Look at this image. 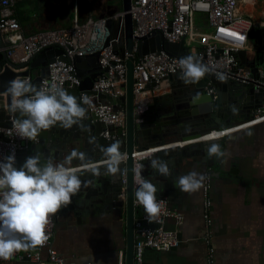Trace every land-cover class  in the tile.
<instances>
[{
	"label": "water",
	"instance_id": "1",
	"mask_svg": "<svg viewBox=\"0 0 264 264\" xmlns=\"http://www.w3.org/2000/svg\"><path fill=\"white\" fill-rule=\"evenodd\" d=\"M120 5L109 6L108 13L101 18L110 17L109 27L113 35L118 34L121 29L124 31L125 46L121 50L129 53L130 58L126 62L127 81L123 86L125 88V96L122 98H113L106 94H96L100 102H107L115 108L121 106L126 112V134L119 135L114 140H107L103 134L106 131L110 135L115 134L112 128H106L96 117L95 114L87 112V117L82 121V127L73 126L71 129H64L59 125L42 131L35 139L28 142L27 147L19 151L17 161L23 163L24 158L34 155L37 152L43 153L45 156H51L56 162L63 159L73 149L85 152L88 157L101 166L102 175L93 177L85 168L79 166L78 174L82 180H93L95 187L83 188L72 197L71 203L61 207L56 213V217L62 213L75 214L76 222H80L81 209L88 210L89 214L94 212L98 203L92 202L88 204L92 197L98 195L100 205L109 214H113L117 226L120 229V239L126 242V263L135 264V246L139 239L137 225V215L135 206L134 191L137 185L134 182L132 168L135 163H143L145 171L143 175L153 181L158 188L157 198H168L172 201V196L177 178L184 169L185 163L188 167H192V171H198L201 174L205 169H213L214 180H232V177H225L223 174L228 172L227 168L222 165L221 170L217 172L214 169L215 160L208 158L207 148L211 143H218L222 148L224 139L230 138L232 134L246 127L253 119L255 110L263 106L258 101L260 96L264 95V89L257 87L254 83L243 84L226 78L220 80L214 74H208L196 84H186L182 78V74L170 75L168 81L174 90L170 94L167 102L162 104V112H159L158 118L151 119L148 111L140 114L136 121L135 115V95H134V69L135 59L132 56L134 52L133 39V20L132 6L133 0H117ZM124 14V16H120ZM0 21V127H10L17 118V114L10 111L9 106L11 98L6 94L9 82L17 77L32 75L30 70L22 71L23 68L30 65L31 69H38L39 74L32 76L33 84L38 85L44 77L50 74L49 65L58 61L68 62L64 56V51L58 47H49L40 54L33 56L28 63L19 64L9 57L7 47L10 45L5 40ZM113 26L116 29L113 30ZM250 42L253 44L255 58L250 64V68L255 75L260 74V70L264 67V28L260 31L254 27L250 33ZM165 51L170 56L180 59L186 55H197L185 49L184 44H170L165 42L161 34H155L151 38L145 40L139 47L138 57H144L156 52ZM247 51H242L239 56L244 57ZM100 54L96 53L83 58H76L73 66L81 84L66 88L71 94L78 98L82 93L91 94L92 88L101 74L99 65ZM245 61V59H243ZM214 90L215 93H210ZM202 94V100L193 104L191 98L197 93ZM94 94V93H92ZM234 95V96H233ZM235 109L236 111H233ZM237 119V120H236ZM263 123V122H261ZM260 124V123H257ZM251 124V126L257 125ZM241 127V128H240ZM214 131H228L229 135L219 137L215 140L205 139ZM166 134L182 136L183 141L170 144H162L159 142ZM95 137L96 143H90V138ZM0 138L7 139L3 133ZM209 138V137H208ZM39 140V141H37ZM121 142V151L127 153L128 159L121 165V171L115 175L106 174L105 169L101 165L103 154L100 148L107 147L114 141ZM204 147L203 149L200 147ZM156 147V148H154ZM198 148L196 152L191 149ZM154 150V153L136 162L135 154L144 151ZM194 161H188L194 158ZM152 158H159L169 163L171 175L164 177L149 167ZM83 168V169H80ZM177 169H180L177 171ZM126 170L127 183L125 186V196L121 197L123 185L122 171ZM164 177V178H163ZM165 178H168L167 180ZM163 182L164 184H159ZM78 199H84L81 203ZM171 203V202H170ZM68 212V213H67ZM111 212V213H110ZM126 224L127 237L122 232L121 224ZM138 232V233H137ZM125 250V249H124ZM120 252H116L115 258L120 264Z\"/></svg>",
	"mask_w": 264,
	"mask_h": 264
},
{
	"label": "built area",
	"instance_id": "2",
	"mask_svg": "<svg viewBox=\"0 0 264 264\" xmlns=\"http://www.w3.org/2000/svg\"><path fill=\"white\" fill-rule=\"evenodd\" d=\"M22 0H0V21L3 23L5 40L10 43L7 47L8 55L19 64L28 63L29 60L49 47H58L64 51L68 62L56 61L49 65L50 74L44 77L37 86L57 84L63 88L80 85L73 66V61L85 58L96 53L100 54L99 65L101 74L95 81L92 93L87 94L91 100L85 105L88 111L95 114L106 127L115 130L114 135L106 131L103 136L107 140H114L119 135L126 134V112L121 106L115 108L111 104L99 103L96 94H106L113 98L125 96L123 87L127 81L126 62L129 53L121 50L125 46V38L113 35L109 27L110 17H89L82 22L80 19V0L74 1V17L70 28L49 29L34 32L25 36L23 26L16 16L14 8ZM93 4L94 0H86ZM242 0H133L132 20L135 59L134 69V95L136 121L138 116L148 110L150 98L160 90L161 83L170 75L182 74L178 63L179 59L161 51L138 57L140 45L155 34H161L165 42L170 44H184L212 69V73H221L226 78L243 84L254 83L264 89V67L259 75L243 65L239 54L247 49L250 43V32L253 21L238 13ZM197 15H204V22L197 20ZM120 16H124L121 14ZM106 30V31H105ZM195 45V47L193 46ZM198 47V48H197ZM190 50V51H191ZM192 52V51H191ZM20 78L33 82L32 75ZM210 93H215L211 90ZM254 119L245 126L264 122V103L253 113ZM241 128V127H240ZM244 128V127H242ZM222 133L219 137L230 134L228 131H214ZM7 139L0 138V159L14 151L18 159L19 151L27 147L29 139L21 138L14 126L0 127ZM210 134V135H211ZM219 137L215 138L218 139ZM213 139V140H215ZM212 140V139H209ZM36 141V140H35ZM25 143V147H24ZM154 153V150L135 154L136 162L145 159ZM79 169V168H78ZM83 169V168H80ZM121 184L123 190L121 197L125 196L127 183L126 170H123ZM212 177L207 175L203 189L205 230L204 240L208 247L207 264H215V250L213 243V202ZM165 204L158 218H149L143 207L135 201L136 208L143 212V223L140 224L139 239L135 246V264H146V252L149 249H173L180 245V238L176 232L166 229L165 223L169 219L182 222L184 217L175 210L168 198H162ZM56 227V214L51 218L48 227V241L34 251L17 252L10 260H0L6 264L14 259L32 260L38 264H75L66 260L53 247ZM44 255H46L44 257ZM121 264H125L126 256L122 253ZM92 264V263H89Z\"/></svg>",
	"mask_w": 264,
	"mask_h": 264
},
{
	"label": "crops",
	"instance_id": "3",
	"mask_svg": "<svg viewBox=\"0 0 264 264\" xmlns=\"http://www.w3.org/2000/svg\"><path fill=\"white\" fill-rule=\"evenodd\" d=\"M94 1L93 4H88L86 0H80L82 22L89 17L99 18L107 14L109 6L120 5V1L117 0ZM14 10L16 16L20 18L25 36L43 30L70 28L74 17L73 0H22ZM238 13L250 18L253 21V28L255 27L257 31L264 28V0H242ZM115 29L116 26H113V30ZM116 35L123 37L124 31L121 29ZM184 46L186 50H191L188 44ZM191 51L195 54V50ZM244 51L247 53L243 58L240 56L239 58L244 66L251 69L250 64L256 55L253 44L250 42ZM27 70L31 71L32 76L39 74V70L31 69L30 65L22 71ZM168 78L161 83L158 93L150 98L147 111L151 119L158 118L159 112L163 109L162 104L167 102L174 90ZM258 101L263 103L264 95L260 96ZM232 135L222 143L227 155L212 159L216 164L214 169L219 172L224 165L228 172L223 175L232 177L234 181L214 180L213 169H205L202 173L206 177L207 175L212 177L214 219L212 247L215 250V264H264V122L241 128ZM180 141H183L182 136L171 134H166L159 140L165 145ZM197 150L196 147L191 149V152ZM196 158H189L188 161H194ZM73 166H77L76 161H73ZM190 171L192 167L185 163L179 177ZM203 189L204 187L195 193H184L177 185L175 186L171 206L182 214L184 219L182 222L169 219L165 226L167 230L178 234L180 245L173 249L147 250L146 264H207ZM83 200L77 201L81 203ZM92 202L98 203V206L92 214L81 209L79 223L76 222L73 213L71 216L68 212L62 213L56 217L53 247L62 257L75 264H119L117 257L115 258L117 250L121 251L120 258L122 253L127 257V251L126 242L120 239L118 222L116 224L113 214L103 210L98 195L92 197L88 204ZM136 213H139L136 215L137 225L140 227L139 225L143 223V212L136 208ZM123 221L122 232L127 237L125 216ZM6 264L38 263L29 259L23 261L14 259Z\"/></svg>",
	"mask_w": 264,
	"mask_h": 264
},
{
	"label": "clouds",
	"instance_id": "4",
	"mask_svg": "<svg viewBox=\"0 0 264 264\" xmlns=\"http://www.w3.org/2000/svg\"><path fill=\"white\" fill-rule=\"evenodd\" d=\"M178 63L186 84H196L212 73V69L193 55L181 57ZM215 75L222 81L226 79L221 73ZM6 94L11 98L10 111L17 114L14 126L21 138L29 140H35L42 131L57 125L64 129L82 127L88 112L85 105L91 104L87 94L82 93L78 98L60 85L37 86L20 77L9 82ZM202 98L197 92L191 102L196 104ZM89 142L96 143L95 137ZM121 147L117 140L100 148L103 154L101 165L106 174L119 173L121 165L128 159ZM207 154L209 158L227 155L218 143H211ZM73 161H79V166L87 169L93 177L102 175L101 166L85 152L76 149L59 162L40 152L26 156L23 163L17 161L14 151L0 159V260L7 261L17 252L43 246L49 239L51 218L61 207L70 204L82 187H95L93 180L81 179ZM149 167L161 176L171 175L169 163L159 158H152ZM144 171L145 165L140 162L132 168L137 185L134 196L149 218H158L165 201L157 198L158 188L143 175ZM206 179L200 172L190 171L180 176L176 185L181 192L195 193L204 187Z\"/></svg>",
	"mask_w": 264,
	"mask_h": 264
},
{
	"label": "bare ground",
	"instance_id": "5",
	"mask_svg": "<svg viewBox=\"0 0 264 264\" xmlns=\"http://www.w3.org/2000/svg\"><path fill=\"white\" fill-rule=\"evenodd\" d=\"M220 135H222V133H218V132H215L214 134H211V135H209L207 138H205V139H215V138H217V137H219ZM146 159V158H145ZM141 160V159H140ZM139 161V160H138Z\"/></svg>",
	"mask_w": 264,
	"mask_h": 264
},
{
	"label": "rangeland",
	"instance_id": "6",
	"mask_svg": "<svg viewBox=\"0 0 264 264\" xmlns=\"http://www.w3.org/2000/svg\"><path fill=\"white\" fill-rule=\"evenodd\" d=\"M74 1L75 0H73V4H74ZM72 15H73V13H72ZM98 17H96V19H97ZM205 19H206V16H204V15H197V20L199 21V22H204L205 21ZM194 47H195V45H193Z\"/></svg>",
	"mask_w": 264,
	"mask_h": 264
},
{
	"label": "trees",
	"instance_id": "7",
	"mask_svg": "<svg viewBox=\"0 0 264 264\" xmlns=\"http://www.w3.org/2000/svg\"><path fill=\"white\" fill-rule=\"evenodd\" d=\"M18 19L20 20V18L18 17Z\"/></svg>",
	"mask_w": 264,
	"mask_h": 264
}]
</instances>
